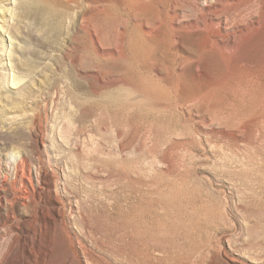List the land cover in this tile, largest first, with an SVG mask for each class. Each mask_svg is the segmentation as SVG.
<instances>
[{"label":"rangeland","instance_id":"1","mask_svg":"<svg viewBox=\"0 0 264 264\" xmlns=\"http://www.w3.org/2000/svg\"><path fill=\"white\" fill-rule=\"evenodd\" d=\"M2 185L15 264H264V0H0Z\"/></svg>","mask_w":264,"mask_h":264},{"label":"bare ground","instance_id":"2","mask_svg":"<svg viewBox=\"0 0 264 264\" xmlns=\"http://www.w3.org/2000/svg\"><path fill=\"white\" fill-rule=\"evenodd\" d=\"M8 200H9V198H8ZM6 202H7V198H6V195L4 192V185H2L1 192H0V210L4 209ZM112 202H113V206H117L119 208V212L116 213V215L119 216L120 218H126L127 219V218L132 217L131 218L132 220L134 219L135 221L145 223V221H143L144 219H142L143 218L142 214L145 213L146 211H148V206L145 205L148 202L144 203L142 201H136L133 204H131L129 207L124 208V209H128L126 212L122 208V206L119 204V201L117 198L113 199ZM68 217H71V216L69 215ZM132 223H134V222H132ZM139 224H141V223H139ZM82 225H85L84 222H82ZM2 226L4 227L5 225L3 224ZM79 233H80V235H82L81 231H79ZM78 242H79V248H78L79 250L75 251V255L78 258V260L80 261V264H84V261L81 258V256L84 257L85 261L87 262V248L85 247V245L81 241H78ZM67 248L64 251L65 252L64 257L60 260V262H61L60 264H72L71 259H73V258H72V255L70 256L69 252H66ZM29 252L31 253V251H29ZM43 253H45V252H43ZM34 255H35V253H33L32 256H34ZM18 257H19V255L14 253L13 250L10 249L9 246H7L6 240L4 238V234L2 232H0V264H15ZM136 257L138 258V255H136ZM22 259L24 260L23 264H46L47 263V260L45 259L43 254H40L38 257H35V259L29 258V257L28 258L25 257Z\"/></svg>","mask_w":264,"mask_h":264}]
</instances>
